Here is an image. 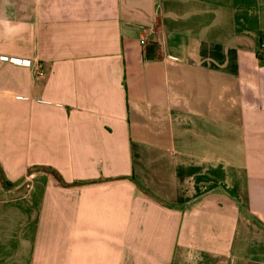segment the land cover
I'll return each mask as SVG.
<instances>
[{"label":"crops","instance_id":"0c3cea01","mask_svg":"<svg viewBox=\"0 0 264 264\" xmlns=\"http://www.w3.org/2000/svg\"><path fill=\"white\" fill-rule=\"evenodd\" d=\"M262 39L264 0H0V264H264Z\"/></svg>","mask_w":264,"mask_h":264},{"label":"trees","instance_id":"16d2710c","mask_svg":"<svg viewBox=\"0 0 264 264\" xmlns=\"http://www.w3.org/2000/svg\"><path fill=\"white\" fill-rule=\"evenodd\" d=\"M262 41H263V39L261 40V43H262ZM156 47H157V44H156V43H152V44H150V45L146 48V49H147V51H146V56H147L148 58H152V57H153V55H151L150 52L153 51V50H155ZM258 56H259L261 62L264 63V49H262L261 51H259Z\"/></svg>","mask_w":264,"mask_h":264},{"label":"built area","instance_id":"2783aa9c","mask_svg":"<svg viewBox=\"0 0 264 264\" xmlns=\"http://www.w3.org/2000/svg\"><path fill=\"white\" fill-rule=\"evenodd\" d=\"M261 48L264 49V41H262L261 43ZM169 60H172V61H178V59L176 57H173V56H167ZM17 61H22L21 59H17ZM35 70H36V73L37 74H43V69L41 67V65H36L35 66Z\"/></svg>","mask_w":264,"mask_h":264}]
</instances>
